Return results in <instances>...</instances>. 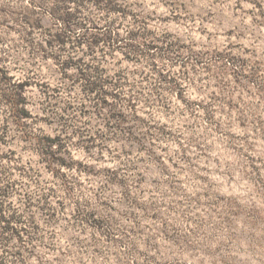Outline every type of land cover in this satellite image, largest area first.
<instances>
[{
  "label": "rangeland",
  "instance_id": "rangeland-1",
  "mask_svg": "<svg viewBox=\"0 0 264 264\" xmlns=\"http://www.w3.org/2000/svg\"><path fill=\"white\" fill-rule=\"evenodd\" d=\"M0 264H264V0H0Z\"/></svg>",
  "mask_w": 264,
  "mask_h": 264
}]
</instances>
